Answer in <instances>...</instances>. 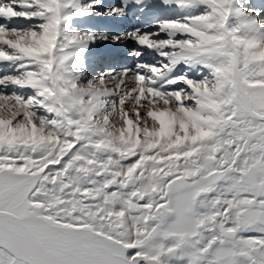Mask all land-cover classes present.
<instances>
[{
    "label": "snow or ice",
    "instance_id": "obj_1",
    "mask_svg": "<svg viewBox=\"0 0 264 264\" xmlns=\"http://www.w3.org/2000/svg\"><path fill=\"white\" fill-rule=\"evenodd\" d=\"M0 264H264V0H0Z\"/></svg>",
    "mask_w": 264,
    "mask_h": 264
}]
</instances>
